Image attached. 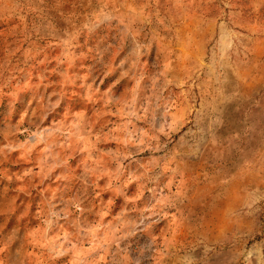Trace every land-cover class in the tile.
<instances>
[{
    "label": "rangeland",
    "instance_id": "rangeland-1",
    "mask_svg": "<svg viewBox=\"0 0 264 264\" xmlns=\"http://www.w3.org/2000/svg\"><path fill=\"white\" fill-rule=\"evenodd\" d=\"M0 264H264V0H0Z\"/></svg>",
    "mask_w": 264,
    "mask_h": 264
}]
</instances>
